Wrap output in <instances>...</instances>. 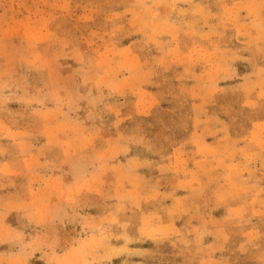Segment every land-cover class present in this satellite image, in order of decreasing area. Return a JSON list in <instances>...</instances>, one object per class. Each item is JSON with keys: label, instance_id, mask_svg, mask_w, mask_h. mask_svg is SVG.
Listing matches in <instances>:
<instances>
[{"label": "rangeland", "instance_id": "obj_1", "mask_svg": "<svg viewBox=\"0 0 264 264\" xmlns=\"http://www.w3.org/2000/svg\"><path fill=\"white\" fill-rule=\"evenodd\" d=\"M0 264H264V0H0Z\"/></svg>", "mask_w": 264, "mask_h": 264}]
</instances>
